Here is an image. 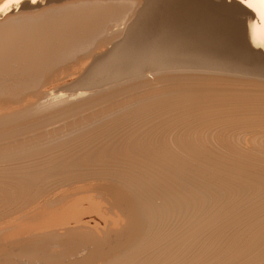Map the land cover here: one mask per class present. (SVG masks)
Segmentation results:
<instances>
[{
  "label": "bare ground",
  "instance_id": "obj_1",
  "mask_svg": "<svg viewBox=\"0 0 264 264\" xmlns=\"http://www.w3.org/2000/svg\"><path fill=\"white\" fill-rule=\"evenodd\" d=\"M49 1L51 3H48ZM240 1L245 11L251 17H256V20L254 22L251 19L249 20L248 31L242 29L241 26H236L234 28L238 35L235 31L234 34L230 35L232 31L228 28L229 33L228 29L221 26L220 23L211 21L208 18L209 15L206 16L205 10L193 9L182 0H59L55 3H52V0H0V19L3 20L4 18L2 23L0 20V104H2L0 105V140L31 131L46 122L50 123L54 119L65 120L61 127L51 128L54 131L48 134L47 132L50 130L44 131L46 134L40 138L38 137L39 139L37 138V144L39 141L45 140L44 145H36L37 148L33 147L34 149L26 150L23 154L16 153L18 154L16 155L14 153L13 156L12 149L26 148L29 143L28 141L22 142L25 141V138L21 139L20 137V139H17L19 141L16 144L7 143V146L3 145L0 150L3 152L11 149V155L0 157L8 160L9 163L10 160L29 158L47 151L51 155L59 153L56 157L62 155V152L69 155V158H66L67 160L61 161L53 157L58 163L53 162V159L51 161L54 164L50 165V168L46 166L47 169L43 168L44 170L16 172L19 173L17 175H20L21 178L18 177L17 185L14 184L15 186L6 193L7 196L10 194L15 198V191L23 190V193L19 194V196H22L26 190L34 189L29 188V184L37 182L41 185V182L50 177L81 174L78 178H88L96 182L93 183L96 185L89 186L90 189L86 186L83 187V190L84 188L89 190H87V194H91L90 197L88 196V201H91L88 210L91 209V211L100 215L102 213L108 215L105 226L98 228V224L95 226L94 222L96 219L94 221L83 220L82 207H78V204H74L76 206L75 211H72L73 204L68 203L71 201L61 203L67 195L72 193L74 195L75 192L72 191V193L65 196L66 193L62 190L64 195H60L59 192V196L54 191L57 197L50 200L55 196L50 197L47 191V195H45L46 198L50 197L49 201H47L48 199H42L44 202L39 201L41 204L45 203L43 206L50 209V211L43 212L41 208L38 213H32L31 211L32 214L30 215L23 210L26 213L20 214V217L17 218L20 219L17 222L18 224L16 225L14 222L15 226L10 228L9 233L12 234L13 232L15 237L20 233V237L15 240L17 244L13 242V252L16 255L18 254L24 259L27 258L25 260L29 261L28 264H34L39 259H43L44 264H64L65 257L62 259L59 256L62 253L65 256L66 251L65 253L60 252L58 257H56L57 254L51 255L55 258H51L47 254L51 251V247L59 245H53V243L56 244L58 241L61 243L63 238H66L69 242H75V245H79L81 248L82 246L83 248L88 247L92 248L93 251L91 253L87 250L88 248L86 249L89 257L83 255L87 257H83L84 261L81 258L74 262L77 258L74 256L75 254H72L76 259L72 263H70V260L68 262L70 264H264L261 262L264 260V220L258 221L255 219V216L258 215L257 212L264 209V200L255 202L256 199L253 197L256 194L254 196L249 195L246 191L247 187L253 189L254 186H260V183H258L260 180L258 182L251 180L253 177H262L260 176L262 170L259 173L256 170L254 171L253 168L264 164V152L261 151L264 150V83H261L264 81L258 82L264 79L243 76L245 73L261 74L264 72V35L262 34L261 37L258 34L263 33L259 29L264 30V0ZM45 2H47L46 5H44ZM20 9L22 11L19 12ZM257 25L262 26V28L257 29ZM257 31L259 32L257 33ZM120 37L121 39H119ZM235 43H238V47ZM248 62H250V65H248ZM145 73H148V75H152V73H162V75L171 73V75L168 74L167 77L158 76L160 77V80L157 79L158 82L150 83V79L147 80L148 75L146 76ZM197 73L206 75L200 76ZM211 73L219 75L214 77L211 76ZM144 75L147 77L145 78L147 81H144ZM230 76L240 80H234ZM129 78H132V80L143 79V81L135 84L131 83L127 86L123 85L132 82ZM126 79H129V81L124 82ZM153 79H155V76ZM121 80L124 83L115 85L116 82H121ZM70 83L72 84L69 86ZM65 85L69 87L60 89ZM107 85L110 86L104 88ZM57 88L59 90H56ZM136 89H145L148 95L147 99L140 102L139 105L132 102L136 107H133V104H130V107L129 104L126 105L124 102L119 104L120 98H126L130 90ZM66 90L76 92L80 90L88 92V94L80 93L64 96L66 93L63 94L61 91ZM140 92L143 91L138 93ZM70 97L73 98L69 99ZM118 97L119 99L114 100V102L109 101ZM55 99L58 100L55 101ZM83 99L86 100L85 104L80 103L83 102ZM75 100H80V102L77 101L80 105L75 104L76 106L73 107ZM69 103L72 107L65 108ZM134 110L141 115L148 114L146 121L148 124L143 125L144 128L153 125L157 120L167 122L169 119L176 117L182 118V120L186 119L187 122L190 121L188 125L192 123L191 126L193 127L189 128L186 131L187 133H181L182 135L179 138L174 136L177 140L181 139L177 141L179 145L174 143L175 148L181 151V154L186 155L187 158L198 155L193 152H199V150L203 152V149L212 140L217 139V143L218 140L221 141L220 143L224 142L223 139L226 136L228 141H233V143L231 142L233 146L231 148L229 146L228 149L224 145V150L231 151L232 156L236 153L234 160H245L246 158L251 162L236 160L237 162L233 163L211 166L209 164V168H214L217 171L211 174L207 173L210 170H206V172L195 168L189 170L185 167V164L175 163L176 161L175 164L171 163L173 166L166 167L167 164L159 162V159H173L174 153L171 155L164 151L153 154L148 158L150 147L148 145L152 144L148 143L147 145L144 138L137 140L138 146L136 147L144 153L135 154V151L129 146L135 142L136 137L132 134V130H128L131 121L135 119L133 117ZM46 113H49V115L40 117ZM82 113H88V115L86 114V117H84L81 116ZM149 113L152 114L150 118ZM79 114L81 117H79ZM76 116L79 118L77 119ZM141 117L143 118V116ZM67 118H71V120H68L70 122L67 121ZM112 120L115 121V125L112 124V127L108 125L109 127L102 128L100 132L98 130V132H94L96 128L99 129L100 126L107 125ZM122 124H124L126 130L122 128ZM13 126L17 127L16 129L19 131H8L9 127ZM74 126H77L76 129H73ZM185 126L184 128L187 127ZM152 127L151 129H153ZM6 128L8 129L6 130ZM216 129L220 131L218 136L212 134L213 130ZM145 130L147 129H144L143 132H146ZM153 130L157 131L156 129ZM92 132L94 133L92 134ZM148 133L150 132L148 131ZM35 136L37 137V135ZM82 138L84 139L76 142V140ZM34 139L35 137L31 141ZM168 141H170L169 135ZM121 142H126L124 148L127 152H125V155L127 154V159L128 156L131 158V160H128L129 162L132 161L131 163L128 162L129 168L122 170L125 165L121 166L122 168H115L114 163L109 166L111 168L106 167L108 166L105 164L106 162L118 160L116 150L119 145H122ZM234 151H239V153L237 154ZM125 155L122 157H125ZM92 157L93 159H91ZM137 159L143 160L139 162L141 164L133 163V161L137 162ZM150 159L152 161L148 163ZM144 161H147V163ZM156 161L159 164L156 167L159 168L160 164L163 166H161L163 168V172L161 170L162 175H160V172H158L159 175L154 172L157 169L154 166L157 163ZM188 163L186 164L189 165ZM5 164L9 165L10 163ZM2 165L1 167H3ZM138 165L142 170L137 168ZM153 166L155 167L154 170H152ZM197 167L199 168V165ZM172 169L177 174L176 172L171 173L173 172ZM138 170L144 174L142 175ZM2 176L4 175L2 174ZM200 176L207 179V183L205 180V184H202L206 190L204 191V188H201L204 193L198 190L199 187L191 189L187 187L188 184H185L186 179L201 184L203 178L201 179ZM42 177H44L43 180L40 179ZM97 179H100L103 183H97ZM93 181L88 182V185L92 184ZM109 182H115L116 185ZM153 182L156 184L153 185ZM20 184L25 186L22 187L21 185L19 187ZM86 184L87 182L81 186ZM44 185L42 186L44 187ZM73 188L75 189V187ZM1 189L3 188L1 187ZM53 189L55 190V188ZM67 189L64 190L66 192L71 190ZM76 189L81 188L76 187ZM44 192L42 191V194ZM29 194L31 193L29 192ZM154 195L156 199L159 198L157 202L160 200L162 203L159 202L160 204L157 203L156 205V202H153ZM10 196L7 198H10ZM42 198L45 199L43 196ZM252 198L253 200H250ZM0 201L2 200L0 199ZM244 202L246 203L243 205ZM38 204L39 202L37 206H32L33 211L41 205L38 206ZM19 205H21V202ZM58 207L59 209L51 211ZM14 209L12 207L11 210ZM26 209L29 208L26 206ZM97 220L101 221L102 219ZM72 221L76 222H74L75 225L71 223ZM245 221L249 223V225H246V229L250 226V233L249 238L244 239V242L249 243L245 246H243L244 242L241 243L242 245L238 244L243 246L241 247L242 250H238L241 252L238 254L237 248L236 254L238 255L235 253V255H229L225 254L226 251L225 253L222 252L221 248V252L213 255L217 252L213 253L217 242L234 243L243 239L242 234L240 235L242 237L237 234L238 236L236 235L237 237L233 241L231 238L229 241L228 237V240H226V236L229 233V228L234 227L235 229L236 225L239 226ZM90 223L94 226H90ZM241 226L244 225L241 224ZM16 228L18 229L15 230ZM3 230L5 233L4 228ZM234 233L232 231V234ZM0 235V238L4 239L5 236L2 231H0ZM231 237L233 238V236ZM112 242H117V245L115 243L113 246L121 248L119 254L112 255L113 249L111 253L109 251L110 255L104 253V247ZM64 243H61L63 248L67 247L65 245L67 243ZM1 245L5 247V244L1 243ZM21 245H25L24 247L27 246V248L19 247ZM75 245L71 248H76ZM235 245L233 246L236 248ZM17 246L19 247L18 250L15 249ZM158 247L160 248L158 249ZM226 249L228 252L230 251V249ZM0 250L2 251V249ZM10 251L12 252V250ZM53 251L54 249L51 252ZM67 251L70 252L69 249ZM8 252L7 254H11ZM78 253L76 251V256H78ZM16 255L15 257H17ZM4 257L6 258H0V264H14L11 260L12 256L5 255ZM18 262L15 264H19ZM41 263L43 264V261Z\"/></svg>",
  "mask_w": 264,
  "mask_h": 264
},
{
  "label": "rangeland",
  "instance_id": "obj_2",
  "mask_svg": "<svg viewBox=\"0 0 264 264\" xmlns=\"http://www.w3.org/2000/svg\"><path fill=\"white\" fill-rule=\"evenodd\" d=\"M57 1H59V0H52V3L54 2H57ZM37 3V2H36ZM35 3V4H36ZM46 3L47 2H45V4L44 5H46ZM48 3H51V1H49ZM37 5V4H36ZM187 5V4H186ZM188 6V5H187ZM190 6V5H189ZM191 8H195V7H192V6H190ZM197 9V8H196ZM20 11H22V9H20L19 10V12ZM10 13H12V12H10ZM206 16H208V14H206ZM208 18H210V20L212 21H214L215 23H220V25L221 26H224L225 28H229L232 32L230 33V31H229V29H228V31H229V33H230V35L231 34H234L236 31H235V28L234 27H230L228 24H227V22H224V21H221V20H219V19H216V18H214L213 19V17L212 16H208ZM1 20V23H2V21H4V18H3V20L2 19H0ZM209 20V21H210ZM227 26V27H226ZM257 27V29L258 28H262V26H260L259 27V25H257L256 26ZM234 29V30H233ZM235 31V32H234ZM259 31H262L263 33H258ZM259 31H257V33L258 34H260V36L262 37V34L264 35V30H261V29H259ZM236 34H237V32H236ZM238 35V34H237ZM264 37V36H263ZM119 39H121V37L119 38ZM236 44V43H235ZM237 45V47H238V43L236 44ZM240 46V45H239ZM241 47V46H240ZM242 48V47H241ZM239 49V48H238ZM248 65H250V62H248ZM159 74H161V75H159ZM164 74V73H163ZM169 75H171V73H168ZM168 74L167 73H165V75H162V73H152V75H148V73H145V75L148 77H146L145 75V77L143 78V79H145V78H147V80L148 79H150L149 81H150V83H156V82H158V80H160V77H158V76H161V77H167L168 76ZM213 73H211V76H218L219 74H213ZM234 74H236V75H239V76H241L240 74H238V73H234ZM248 74V75H247ZM254 74V75H253ZM197 75H200V76H202V75H206V74H203V73H197ZM208 75V74H207ZM210 75V74H209ZM259 75V76H258ZM261 75V76H260ZM151 76H152V78L155 76V79H153L152 80V78H151ZM221 76V75H220ZM244 77H249V76H253V77H249V78H255V79H258V78H256V77H259V79H264V72L263 73H245V75H243ZM136 77H138V76H136ZM136 77H133V78H136ZM158 77V78H157ZM230 77H232V76H230ZM263 77V78H262ZM234 78V80L236 79V80H240V79H238V78H235V77H232V79ZM130 79V78H129ZM129 79H126L124 82H126V81H129ZM143 79H137V80H132V78L130 79V80H132V82H128V83H126V84H123V85H130L131 83L132 84H135L136 82H140V81H143ZM158 79V80H157ZM124 80V79H123ZM146 79L144 80V81H147ZM156 80V81H155ZM242 80V79H241ZM247 80V79H246ZM249 80H251V79H249ZM256 81H258V80H256ZM255 81V82H256ZM261 81H264V80H259L258 82H261ZM122 80H121V82L119 81V82H116V84L115 85H117V84H120V83H124ZM134 82V83H133ZM167 82V81H166ZM261 83H264V82H261ZM72 83H70V84H68L69 86L71 85ZM114 84H112V85H114ZM68 85H65V86H62V87H60V89L61 88H67V86ZM51 86V85H50ZM68 86V87H69ZM110 86V85H109ZM108 85L107 86H104V88H107V87H109ZM56 90H59L58 88L56 89ZM145 89H136V90H130V92L127 94V97L126 98H123L122 97V99L120 98L119 99V97L118 98H115V99H110L109 101L110 102H114V100H117V99H119V104H121L122 102H124V104H126V105H128V106H130L131 107V105L134 103V104H136V105H139V103L140 102H142V101H144V100H146L147 99V93H146V90L144 91ZM135 91V92H134ZM139 91H143V92H140V93H138ZM61 92H63V94H65L64 96H70V95H75V94H80V93H83V94H85V93H87L88 94V92H85V91H78V92H76V91H73V90H66V91H61ZM72 92V93H71ZM75 92V93H74ZM137 92V93H136ZM67 94H69V95H67ZM133 94V95H132ZM134 94H136V95H134ZM126 95V94H125ZM129 95V96H128ZM139 95V96H138ZM145 95V96H144ZM141 96V97H140ZM142 96H144L143 98H142ZM130 97V98H129ZM73 98V97H72ZM71 97L69 98V99H72ZM140 98V99H139ZM126 99H128V100H126ZM58 99H55V101H57ZM5 101H6V99H5ZM4 101V102H5ZM77 101H79L80 102V100H77ZM76 100L74 101L75 103H74V105H73V107L74 106H76V105H80V103H86V100H84L83 99V102H77ZM82 101V100H81ZM135 101H136V103H135ZM138 101V102H137ZM126 102V103H125ZM133 102V103H132ZM84 103V104H85ZM7 104V103H6ZM70 104V105H69ZM69 104H67V106L65 107V108H70V107H72V105H71V103H69ZM73 104V103H72ZM76 104V105H75ZM118 104V105H119ZM131 104V105H130ZM132 105L133 107H136V105ZM0 105H2V104H0ZM69 105V106H68ZM103 105V104H102ZM102 105H99V106H102ZM119 107V106H118ZM91 111V110H90ZM87 112H89V111H87ZM87 115H88V113H86ZM85 113H82V115L81 116H84V117H86L85 115H86ZM135 116H134V115ZM132 115H133V117L136 119H133L134 121H131L132 123L130 124V127L132 128H128V130L129 131H131L132 132V134L134 135V137H136L135 138V142L134 143H132L129 147L133 150V151H135L134 153L135 154H139V153H144V151L142 152L141 150H139V149H137L136 147L138 146V144H137V140L138 139H140V138H144V142L148 145V143L149 144H152V145H148V146H152L151 148L149 147V151H148V153H149V155L147 156L148 158H150L153 154H159V153H161V152H166V153H168V154H171V155H173V153H174V155L172 156L173 157V159H165V158H163V159H159V162H161V163H165V164H167L166 165V167H169V166H173L172 164H175V163H179V164H185L186 166L185 167H187V169H189V170H191V169H197V170H199V171H202V172H206V170H210V171H207V173H216L217 171H216V169H214V168H209V164H210V166L211 165H218V164H226V163H233V162H237V161H243V162H251V161H249L248 159H246L245 158V160H243V159H236V160H234L235 159V156H236V153H235V155L234 156H232L231 155V151L229 152V150L227 151L226 149V152H225V150H224V148H225V146H227V148L229 149V146H230V148L233 146V144H231V142L233 143V141H228L227 140V137L225 136L224 137V139H223V141L225 142H222V143H220L221 141H219L218 140V143H220V144H222V145H220V144H218L217 143V139L216 140H212L211 141V143H208L209 144V146H208V144H207V146H206V148L205 149H203V152H202V150H199V152H193V153H196V157H197V159H196V157H191V158H187V156L186 155H183V153L181 154V151H179L178 149H176L175 148V144L174 143H177V141H179V140H181V139H179V140H177V138H179V137H181L180 135H182V134H184L189 128H191V127H193V126H191V124L192 123H190L189 125H188V123L190 122H187L186 121V119H183L182 120V118H178V117H176V118H171V119H169L167 122H164L163 120H162V122L160 121V120H157V122L155 123H153V125H151V126H153L152 128L153 129H156L157 131H155V130H153V129H151V126H147V128L145 127L144 128V126L146 125V124H148V123H146V121H147V117H148V114L146 113V114H138V112L136 113V110H134V113H133ZM150 114V116H149V118L151 117V113H149ZM47 115H49V113H46V114H43V116H40V117H46ZM139 115V116H138ZM80 116V114H79V117H81ZM137 116H138V118H137ZM141 116H143V118L141 117ZM146 116V117H145ZM77 117V119L79 118L78 116H76ZM145 117V118H144ZM64 119H66V118H64ZM178 119V120H177ZM68 120H71V118L69 119V118H67V121ZM142 121V122H140V121ZM60 121V122H59ZM72 121H74L73 119H72ZM113 121V120H112ZM109 122V123H107V125H103L102 127L100 126L99 127V129H95V131L94 132H96L97 130L100 132V130H102V128L104 129V128H106V127H112V124L113 125H115V121H113V122ZM145 121V122H144ZM177 121H179V122H177ZM184 121V122H183ZM29 122H30V120H29ZM29 122H27V123H29ZM33 122V121H32ZM64 122H65V120H56V119H54V120H51L50 121V123L49 122H46L45 124H43L42 126H38L36 129H33V130H31V131H26V132H24V133H19V134H17L15 137H11V138H7V139H4V140H0V144H2V145H0V149L2 148V146L4 145V146H7L8 144H16V142L17 141H19V140H17V139H20V137H21V139L23 138H25V141H22V142H26V141H28L29 143L27 144V146H29V148H27V146H26V148H16V149H12L13 151H12V154H13V156H14V153L16 154V153H18V154H23L24 153V151H29V150H31V149H34L33 147H36L37 148V146L38 145H44V143L43 142H45V140L44 141H39V143L37 144V140L40 138V137H42V135H44V134H46L45 132H47L48 130H50V131H48L47 132V134L48 133H51L52 131H54V130H52L53 129V127H56V126H58V127H61L62 125L61 124H64ZM68 122H70V121H68ZM140 122V123H139ZM191 122H193V121H191ZM49 123V124H48ZM52 123V124H51ZM122 123V122H121ZM124 123V122H123ZM137 123V124H136ZM170 123V124H169ZM184 123V124H183ZM54 124V125H53ZM73 124V123H72ZM133 124V125H132ZM156 124V125H155ZM163 124V125H162ZM165 124V125H164ZM166 124H168L167 126H166ZM172 124V125H171ZM174 124V125H173ZM179 124V125H178ZM109 125V126H108ZM144 125V126H143ZM162 125V126H161ZM187 127H186V126ZM134 126V127H133ZM157 126V127H156ZM177 126V127H176ZM179 126V127H178ZM181 126V127H180ZM184 126L186 127V128H184ZM190 126V127H189ZM49 127H50V129H49ZM58 127H56V128H58ZM75 127H77V126H74L73 127V129L75 128ZM78 127H79V125H78ZM150 127V128H149ZM159 127H161L160 129H159ZM164 127V128H163ZM175 127H176V129H175ZM12 128V129H11ZM17 127H9V129L8 128H6V130L8 129V131H12L13 130V132L14 131H19V130H17L16 129ZM52 128V129H51ZM122 128L124 129V130H126L125 129V126H124V124H122ZM140 128V129H139ZM171 128V129H170ZM181 128V129H180ZM44 129H47V130H44ZM76 129V128H75ZM123 129H121L122 131H124ZM134 129V130H133ZM144 129H147V130H145L146 132H143L144 131ZM185 129V130H184ZM141 130V131H140ZM152 130V131H151ZM165 130V131H164ZM171 130V131H170ZM179 130H181L180 132H179ZM217 130V129H216ZM216 130H213V135H216V136H218L220 133V131H219V129L216 131ZM41 131H42V133H41ZM45 131V132H44ZM97 131V132H98ZM148 131L150 132V133H148ZM175 131V132H174ZM216 131V132H215ZM94 132H92V134L94 133ZM154 132V133H153ZM156 132V133H155ZM163 132H164V134H163ZM171 132V133H170ZM176 132H178V133H176ZM37 133V134H36ZM39 133V134H38ZM135 133V134H134ZM140 134V135H138V134ZM148 133V134H147ZM152 133V134H151ZM167 133V134H166ZM170 133V134H169ZM182 133V134H181ZM187 133V132H186ZM215 133V134H214ZM218 133V134H217ZM156 134H157V138H156ZM173 134V135H172ZM30 135V136H29ZM31 135H33L34 137H35V139L33 140V141H31L34 137L33 136H31ZM35 135H37V137L35 136ZM143 135H145L144 137H143ZM153 135H154V138H153ZM163 135V136H162ZM168 135H169V140L170 141H168ZM27 136V137H26ZM137 136H138V138H137ZM160 136V137H159ZM161 136H162V139H161ZM174 136H176L175 138H174ZM29 137V138H28ZM32 137V138H31ZM39 137V138H38ZM167 137V138H166ZM171 137V138H170ZM38 138V139H37ZM49 138V137H48ZM85 138H86V136H85ZM27 139V140H26ZM57 139V138H56ZM84 138H82V139H78V140H76V142L77 141H80V140H83ZM161 141H160V140ZM167 139V140H166ZM194 139H195V137H194ZM226 139V140H225ZM53 140H55V139H53ZM150 140H152V141H150ZM158 140H159V142H158ZM172 140H174V141H172ZM196 140V139H195ZM127 141H129V139H127ZM126 141V142H127ZM162 141H163V143H162ZM214 141V142H213ZM11 142H13V143H11ZM31 142H32V144H31ZM36 142V143H35ZM76 142H73L74 144H77ZM125 142V143H126ZM167 142V143H166ZM170 142V143H169ZM228 142V143H227ZM3 143H5V144H3ZM8 143V144H7ZM34 143V144H33ZM124 142H121V144L122 145H119L118 146V151L116 150V155L118 154L119 156H124L125 155V152H127L126 151V149L124 148L125 147V143L123 144ZM155 143V144H154ZM179 143V142H178ZM177 143V144H178ZM229 143H230V145H229ZM31 144V145H30ZM46 144V143H45ZM135 144V145H134ZM145 144V145H146ZM210 144H212V145H210ZM215 144H217L216 146H215ZM228 144V145H227ZM34 145V146H33ZM37 145V146H36ZM141 145V144H140ZM160 145V147H158ZM168 147H167V146ZM179 145V144H178ZM225 145V146H224ZM157 146V147H156ZM166 146V147H165ZM171 146H173V147H171ZM215 146V147H214ZM134 147V148H133ZM154 147V148H153ZM208 147V148H207ZM210 147H212V148H210ZM217 147H218V149H217ZM220 147V148H219ZM160 148V149H159ZM162 148V149H161ZM170 148V149H169ZM262 149H263V147H261ZM58 149V148H57ZM62 150H63V148H61ZM61 149H59V150H61ZM135 149V150H134ZM151 149V150H150ZM176 149V150H175ZM209 149H210V151H209ZM222 149V150H221ZM21 150V151H20ZM22 150H23V152H22ZM156 150H158V151H156ZM218 150V151H217ZM259 150V149H258ZM10 151H11V149L8 151V150H5V151H1L0 150V156L1 157H3L4 155L5 156H9V155H11L10 154ZM17 151V152H16ZM156 151V152H155ZM172 151V152H171ZM206 151V152H205ZM208 151V152H207ZM262 152H264V150H261ZM4 152H6L5 154H3ZM7 152H8V154H7ZM49 151H47V152H45V153H42V154H39V155H37V156H33V157H29V158H22V159H15V160H10L9 161V163L11 164H9L8 163V160H4V159H1V157H0V161H2L3 162V165H2V162H0V164L3 166V167H1V165H0V171H1V169H2V171L4 172H2L1 171V176H0V192H1V194H0V199L2 200V201H0V211H2L1 213H0V215L2 216H0V218H1V220H0V222H1V224H0V231H2L3 232V234H4V236L5 237H8L7 235H11V236H9L10 237V239H9V237L6 239L5 237H3L4 239H6V240H4V239H1V241H0V249H2V251L0 250V258H6V257H4L5 255L7 256H12V262L15 264V263H17L19 260L21 261H19L18 263L19 264H28L29 263V261H26L27 260V258H23V257H20L18 254L16 255V253H14L13 252V250H14V243L13 242H15V240L17 239V238H19L20 237V233H19V235L18 234H16V235H18V236H16L15 237V235H13L14 233L12 232V234L11 233H9L10 232V228H12L11 226H15L14 225V222H15V224L17 225L18 223L17 222H19V220L17 219V218H19L20 217V214H25L26 212L27 213H29L30 215L33 213V212H35V213H38L39 211H41V210H43V212L44 211H46V210H48V211H50V209H48V208H46V207H44L43 206V204H45V203H43V204H41L40 203V201L42 202L43 200H47V201H49V198L51 197V196H55V197H52V198H50V200L51 199H53V198H56L57 196V194L60 192V195H64L63 194V191L66 193L65 194V196L67 195V194H70V193H72V191L73 192H75V193H77L78 194V192H82V194H78L77 196H76V194L74 193V195H67V196H69V197H67L66 196V199L64 200V201H62L61 203H65V202H68V201H71V202H68V203H72L73 204V208L71 209L72 211H75L74 210V208L76 207L74 204H78V207H82V211H83V213H82V211H81V215H82V218H83V220H86V219H88V221H94V219H96L94 222H95V226H96V224H98V228L100 227H104L105 226V223H106V220H107V216L108 215H103L104 213H102L101 215L99 214V213H97V212H93V211H91V209L90 210H88L89 209V204H90V202L91 201H88L89 200V198H88V196L90 197L91 196V194L89 195V194H87V190L88 189H90V187L91 186H93V185H96V184H93V183H96L95 181H93V180H89L88 178H78V176L80 177L81 176V174H78V175H76V176H72V175H65V177H64V175H62L63 177H61V176H55L56 177V179H55V177H53V178H48L47 180H45V181H43V182H41V185L40 184H38L37 182L36 183H34V184H29V188H34V189H29V190H26V192H24V195L22 194V196L20 195L19 196V194H21V193H23V190L22 191H15V198L13 197V196H10V194H8V196H7V192L10 190V189H12L13 188V186H15V185H17V183L16 182H18V177L20 176V175H17V174H19V173H16V172H22V171H36V170H44V169H47V168H50V165L52 166L54 163H52V161H53V159H54V161L53 162H56V163H58V161H61V160H67L66 158H69V155L68 154H64L65 152H62L61 154L62 155H58L59 157L60 156H64V157H60V159H59V157L57 156L56 157V155L57 154H59V153H56L55 155H51V154H49L48 153ZM50 152H51V150H50ZM123 152V153H122ZM171 152V153H170ZM176 152V153H175ZM215 154H214V153ZM218 152V153H217ZM222 152V153H221ZM234 152H237V151H234ZM48 153V154H47ZM67 153H69L68 151H67ZM178 153V154H177ZM204 153V154H203ZM208 153H209V156H208ZM226 153H229V154H226ZM239 153V151L237 152V154ZM18 154H16V155H18ZM44 154H45V156H44ZM47 154V155H46ZM178 155V157H177V155ZM218 154V155H217ZM233 154V153H232ZM15 155V156H16ZM68 157H67V156ZM117 155V156H118ZM200 155V156H199ZM222 155V156H221ZM116 156V158L118 159V160H112V161H114V162H106L105 164H107L108 166H106V167H109L110 165H112L113 163V165H114V167L115 168H122L121 166H123V165H125V166H123V168H122V170L123 169H127V168H129L128 167V164L129 163H131V162H129L128 160H131V158L128 156V159H127V154L125 155V157H117ZM180 156V157H179ZM198 156H199V158H198ZM207 156V157H206ZM211 156H213V157H211ZM37 157V158H36ZM46 157V158H45ZM50 157V158H49ZM53 157H55V158H53ZM183 157V158H182ZM216 157V158H215ZM220 157V158H219ZM64 158V159H63ZM124 158H126V159H124ZM184 158H187V159H184ZM200 158H202V159H200ZM223 158H227L226 160L225 159H223ZM232 158V159H231ZM33 159H36V160H33ZM45 159V160H44ZM49 159V160H48ZM91 159H93V157L91 158ZM121 159V160H120ZM123 159H124V162H123ZM177 159V160H176ZM181 159H183V160H181ZM190 159H191V161H190ZM199 159H200V161H199ZM204 159V160H203ZM212 159V160H211ZM17 160V161H16ZM31 160H33V161H31ZM52 160V161H51ZM138 161L137 162H134L133 161V163H139V162H142L143 160H140V159H137ZM169 160V161H168ZM173 160V161H172ZM215 160V161H214ZM218 160H219V162H218ZM221 160H223L222 162H221ZM11 161H12V163H13V165H12V163H11ZM25 161V162H24ZM29 161V162H28ZM37 163H36V162ZM51 161V162H50ZM120 161V162H119ZM126 161V162H125ZM152 160L150 159V160H148V163H150ZM170 162V163H168V162ZM176 161V162H175ZM183 161H184V163H183ZM194 161V162H193ZM197 161V162H196ZM198 161H199V163H198ZM210 161V162H209ZM14 162H15V164H14ZM18 162V163H17ZM35 162V163H34ZM41 162V163H40ZM118 164H117V163ZM122 162V163H121ZM129 162V163H128ZM145 163H147V161H144ZM157 163L156 164H154V166L156 167V165L158 164V161H156ZM175 162V163H174ZM181 162V163H180ZM189 162V163H188ZM191 162V163H190ZM207 164H206V163ZM216 162V164H214ZM218 162V163H217ZM5 163H7V164H9V165H6ZM17 163V164H16ZM27 163V164H26ZM51 163V164H50ZM110 163V164H109ZM125 163V164H124ZM172 163V164H171ZM186 163H188L189 165H191V166H189V165H187ZM194 163V164H193ZM29 164H31V165H29ZM33 164V165H32ZM42 164V165H41ZM127 164V165H126ZM139 164H141V163H139ZM18 165V166H17ZM26 165V166H25ZM28 165V166H27ZM37 165V166H36ZM196 165V166H195ZM197 165H199V168L197 167ZM264 165V164H263ZM263 165H261V166H254V171L256 170V172L258 171H260L261 172V170H262V172L260 173L261 175L260 176H262V177H253V179H251V180H254V181H259L258 183H260V186L259 185H257V186H254L253 187V189H252V187H247V189H249V190H247L246 189V191L249 193V195H255L253 198H255L256 200H255V202H257V201H261V200H264L263 198V196H264V166ZM25 166V167H24ZM32 168H31V167ZM46 166H47V168H46ZM49 166V167H48ZM93 166H95V165H93ZM152 167V170H154V168L155 167ZM158 166H159V164H158ZM162 165L160 164V167L158 168V167H156L157 169H155L154 170V172H155V174H158L159 175V173L158 172H160V175H162V173H161V170L163 169L162 167H161ZM6 167V168H5ZM9 167V168H8ZM16 168V170H15V168ZM28 167V168H27ZM207 169H206V168ZM263 167V168H262ZM10 169L9 171H8V169ZM30 168V169H29ZM41 168V169H40ZM44 168V169H43ZM109 168H111V167H109ZM137 168L138 169H140V170H142L141 168H140V166L138 165L137 166ZM203 168H204V170H203ZM256 168V169H255ZM14 171H13V170ZM80 169H82V168H80ZM213 169V170H212ZM259 169V170H258ZM157 170V171H156ZM158 170H160V171H158ZM173 170V172H171V173H175L176 171H174V169H172ZM171 170V171H172ZM8 171V172H7ZM6 172V173H5ZM84 172V171H83ZM115 172V171H114ZM121 172V171H120ZM124 172V171H123ZM138 172L139 173H141L139 170H138ZM162 172H163V170H162ZM138 173V174H139ZM2 174L4 175V176H2ZM142 175L144 174L143 172L141 173ZM141 174H139L140 176H141ZM176 174H177V172H176ZM8 175V176H7ZM71 176H72V178H71ZM49 177V176H48ZM62 178V179H60V178ZM67 177V178H66ZM68 177H70V178H68ZM74 177V178H73ZM201 177V179H202V181H201V184L200 183H195L194 181H192V180H190L189 181V179H186L185 180V184L187 185V187L189 188H191V189H197L198 187H199V191L200 192H202V190L203 189H201L202 187L204 188V191L206 190L205 189V187L204 186H202V184L204 185L205 184V182L207 183V179L205 178V177H202V176H200ZM14 178V179H13ZM19 178H21V177H19ZM66 178V179H65ZM258 178V179H257ZM3 179V180H2ZM35 179V178H34ZM39 179V178H38ZM40 179H44V177H42V178H40ZM39 179V180H40ZM57 179H58V181H57ZM64 179H65V181H64ZM68 179V180H67ZM70 179V180H69ZM82 179H83V181L84 180H86V181H82ZM6 180H8V181H6ZM54 180V181H53ZM76 180V181H75ZM78 180H80V181H78ZM96 180V179H95ZM206 180V181H205ZM15 181V182H14ZM57 183H56V182ZM60 181H62V182H60ZM91 181H93L92 182V184L90 183L89 185H88V182H91ZM97 183H103V181L101 182L100 181V179H97ZM187 181V182H186ZM205 181V182H204ZM11 182V183H10ZM64 182H65V184H64ZM74 182H79V183H74ZM83 182V183H82ZM87 182V184L86 185H84V186H81L82 184H84V183H86ZM188 182H191V183H188ZM204 182V183H203ZM3 183V184H2ZM10 185H9V184ZM16 183V184H15ZM52 183V184H51ZM53 183H55V184H53ZM60 183H61V185H60ZM82 183V184H81ZM110 183V182H109ZM109 183H108V185H109ZM114 184V185H116V183L115 182H111L110 184ZM15 184V185H14ZM45 184V185H44ZM51 184V185H50ZM68 184H71V185H68ZM74 184V185H73ZM76 184V185H75ZM78 184V185H77ZM81 184V185H80ZM104 184H105V181H104ZM107 184V183H106ZM156 183H154L153 182V185H155ZM196 186V187H193L194 185ZM263 184V185H262ZM21 185L22 184H20L19 185V187H21ZM35 185V186H34ZM37 185V186H36ZM42 185H44V187L42 186ZM50 185V186H49ZM60 185V186H59ZM64 185H66V186H64V188H63V186ZM81 187H80V186ZM91 185V186H90ZM119 185V184H118ZM8 186V187H7ZM23 186H25V185H22V187ZM49 186V187H48ZM53 186H55V187H53ZM69 186V187H68ZM86 186V188L88 187V189H86V188H84V190H83V187H85ZM90 186V187H89ZM1 187L4 189V191H3V189H1ZM5 187V188H4ZM50 187H52V188H50ZM62 187V188H61ZM73 187H75V189L73 188ZM76 187L77 188H81V189H76ZM8 190H7V189ZM41 188V189H40ZM45 188H47L46 190H45ZM49 188V189H48ZM53 188H55V190L53 189ZM67 189V188H69V189H67V190H70V191H65L64 189ZM75 190H73V189ZM43 189V190H42ZM59 189H61V190H59ZM5 190H6V192H5ZM63 190V191H62ZM78 190V191H77ZM81 190H83V191H81ZM251 190V191H250ZM254 192H253V191ZM258 190H260V191H258ZM3 191V192H2ZM35 192V193H33V192ZM38 191V192H37ZM42 191L44 192V194H42ZM49 192V193H47L48 195L50 194V197L48 196L47 198H46V192ZM54 191L57 193H54ZM77 191V192H76ZM85 191V192H84ZM89 191V190H88ZM204 191L202 192V193H204ZM5 192V193H4ZM29 192L31 193V194H29ZM84 192V193H83ZM247 192H245V193H247ZM250 192H253V193H250ZM259 192H260V196H259ZM18 193V194H17ZM33 193V194H32ZM53 193H54V195H53ZM62 193V194H61ZM263 193V194H262ZM28 194V195H27ZM35 194H36V197H35ZM46 194V195H45ZM83 194H85V195H83ZM262 194V195H261ZM6 195V196H5ZM45 195V196H44ZM59 195V194H58ZM59 195V196H60ZM3 196V197H2ZM10 196V198H7V197H9ZM29 196H30V198H29ZM34 196V197H33ZM37 196H40V197H37ZM42 196L43 197H45V199L44 198H42ZM71 196H73V197H71ZM83 196V197H82ZM86 198H85V197ZM259 196V197H258ZM77 197V198H76ZM154 197L155 198H153V202H156V205H157V203H162L160 200L157 202V200L159 199V198H157L156 199V196L154 195ZM262 197V198H261ZM3 198V199H2ZM4 198H6L5 200H4ZM27 198V199H26ZM32 198H34V199H32ZM41 198V199H40ZM69 200H68V199ZM72 200H71V199ZM253 198L252 199H250V200H253ZM8 199V200H7ZM24 199V200H23ZM29 199V200H28ZM43 199V200H42ZM75 199V200H74ZM78 199H79V201H78ZM156 199V200H155ZM12 200V201H11ZM27 200H28V202H27ZM33 200V201H32ZM37 202H36V201ZM40 200V201H39ZM74 200V201H73ZM12 203H11V202ZM21 202V205H19V203ZM81 201V202H80ZM87 201V202H86ZM99 201V200H98ZM249 201V200H248ZM3 202V203H2ZM17 202V203H16ZM24 202V203H23ZM33 202V203H32ZM39 202V204H38V206L40 207H38V209H36V210H34L33 211V205L34 206H37V203ZM44 202V201H43ZM247 202V201H246ZM246 202H244L243 203V205L246 203ZM5 203V204H4ZM11 203V204H10ZM15 203H16V207L17 206H19L20 207V209H19V207H15ZM23 203V204H22ZM81 203V204H80ZM86 203V204H85ZM159 203V204H160ZM2 204V205H1ZM9 204V205H8ZM62 204V205H63ZM71 204V205H72ZM87 204H88V206H87ZM8 205V206H7ZM12 205V206H11ZM22 205H24V206H22ZM61 205V206H62ZM83 205V206H82ZM86 205V206H85ZM207 205H209V203H207ZM210 205H211V203H210ZM26 206H27V208H29V209H26ZM29 206V207H28ZM212 206V205H211ZM5 207V208H4ZM10 207V208H9ZM12 207H14L15 209L12 211L11 209H12ZM32 207V208H31ZM72 207V206H71ZM77 207V208H78ZM208 207V206H207ZM246 207H248V206H246ZM2 208V209H1ZM8 208H9V210H8ZM24 208V209H23ZM30 208H31V210H30ZM42 208V209H41ZM43 208H45V209H43ZM86 209V210H83V209ZM4 209V210H3ZM18 209H19V212H18ZM34 209H35V207H34ZM41 209V210H40ZM57 209H59V207L58 208H54V209H52L51 211H54V210H57ZM79 209H81V208H79ZM7 210H8V212H7ZM11 210V211H10ZM21 210V211H20ZM26 211V212H24V211ZM32 211V213H30ZM48 211H46V212H48ZM15 214H14V213ZM17 212V213H16ZM22 212V213H21ZM24 212V213H23ZM264 209L263 210H259L258 212H257V214L258 215H256L255 216V219H257L258 221H260L261 219L262 220H264ZM11 213V214H10ZM96 213V214H95ZM6 214H7V216H6ZM10 214V215H9ZM85 214V215H84ZM260 214H262L261 216H260ZM13 215V216H12ZM17 215V216H16ZM90 215V216H89ZM96 215V216H95ZM85 216V217H84ZM98 216V217H97ZM13 217V218H12ZM103 217V218H102ZM261 217V218H260ZM3 218H5L4 220H3ZM14 218H15V220H14ZM93 220H92V219ZM102 219L101 221L99 220H97V219ZM111 218V217H110ZM8 219V220H7ZM13 219V220H12ZM90 219V220H89ZM10 220V221H9ZM2 221H3V223H2ZM87 221V220H86ZM103 221V222H102ZM256 221V220H255ZM255 221H254V223H255ZM9 224H8V223ZM75 221H72L71 223L73 224V225H75V223H74ZM94 222H92L93 224H94ZM97 222V223H96ZM99 222V223H98ZM264 222V221H263ZM92 223H90L89 225L91 226H94ZM103 224V225H100V224ZM262 223V222H261ZM6 226H5V225ZM12 224V225H11ZM72 224H70L71 226H72ZM241 224L242 225H244L245 226V228H244V226H241ZM239 226L238 225H236V228L237 227H239L238 229H234V227L233 228H229V230H228V232L230 233V231H231V233L229 234V233H227V236H226V240H228L229 239V241H230V238H231V240L233 241L234 240V238L235 237H237L238 235L240 236L241 234L243 235V241L242 240H240V242H238V241H235L234 243L233 242H217V246L215 245V250L213 251V253H215L216 251V253L215 254H213V255H216L217 253H219V252H224L225 253V251H226V253L225 254H231V255H235L236 254V249H237V252H238V254H239V252H241V251H238V250H242V248L241 247H243V246H245L246 244H248L247 242L245 243L244 241L246 240V239H248L249 238V228H250V226L248 227V229H246L247 228V226L246 225H249V223L248 222H243V223H241ZM252 226V225H251ZM2 228V229H1ZM3 228L5 229V233H4V230H3ZM243 228V229H242ZM18 228H16L15 230H17ZM245 229V230H244ZM234 230H236V231H234ZM232 231L233 232H235L234 234H232ZM242 231V232H241ZM248 231V232H247ZM238 232V233H237ZM247 232V233H246ZM8 233V234H7ZM238 234V235H237ZM12 235H13V238H12ZM229 235V236H228ZM237 235V236H236ZM245 235V236H244ZM1 236V235H0ZM231 236H233V238L231 237ZM248 236V237H247ZM15 237V238H14ZM227 237H228V239H227ZM240 237H242V236H240ZM246 237V238H245ZM9 239V240H8ZM11 239H13V240H11ZM245 239V240H244ZM8 240V241H7ZM63 240H65V241H63ZM63 240L61 241V243L63 242H65V243H67V244H65V245H67V247L65 246L64 248H67L66 250L63 248V246H62V244L60 243V241H58V243H56V244H54L53 243V245H57V244H59L57 247H51V251L54 249V251L53 252H49V254H47L48 256L50 255V257L51 258H55V257H53V256H51V255H54V254H57V256L56 257H58V255H60V252L62 253V252H64L65 253V251H66V254L68 253L69 255H66L65 254V256L64 255H60L59 257H61L62 259L64 258V264H70V263H72L73 262V260L74 259H76V260H74V262L75 261H77L78 259H81L82 258V261H84L85 259L84 258H87V257H84V256H88L89 257V255L87 254V252L88 251H92V248L90 249V248H88V247H86V248H83V246H82V248L81 247H79V245L77 246V245H75V242H69V240L68 239H66V238H63ZM66 240H67V242H66ZM12 241V242H11ZM9 242V243H8ZM237 242V243H236ZM242 242H244V244H243V246H240V245H238V244H241ZM1 243L6 247V246H8V247H3L2 245H1ZM7 243V244H6ZM16 243V242H15ZM71 243V245H69ZM115 243H116V245H117V242H112L110 245H107V246H105L107 249H108V251H107V249L104 247V253L106 254H108L109 253V251H110V253H111V251H112V249L115 251V250H117L118 248H119V246H113V245H115ZM119 243V242H118ZM227 243H228V245H229V247H228V245H227ZM235 243H236V245H235ZM17 244V243H16ZM60 244H61V247H60ZM63 244V245H64ZM222 244H223V246H222ZM225 244H226V246H225ZM9 245H10V247H9ZM13 245V246H12ZM52 245V246H53ZM74 245H75V247L77 248H71V247H74ZM83 245V244H82ZM119 245V244H118ZM165 245V244H164ZM233 245H235V246H237L236 248L233 246ZM242 245V244H241ZM25 246V245H24ZM23 245H21V246H19V247H24ZM108 246H113V247H108ZM220 246H222V247H220ZM18 246L17 247H15V249H17L18 250V248H19ZM58 247H60V248H58ZM79 247V248H78ZM85 247V246H84ZM114 247H116V248H114ZM121 247V246H120ZM125 247V246H124ZM231 247H233V248H235L234 250H233V248L231 249ZM24 248H27V246L26 247H24ZM88 248V249H87ZM160 247H158V249H159ZM218 248V249H217ZM222 248V249H221ZM224 248V249H223ZM226 248H228V249H230V251L228 252V250L226 249ZM3 249H5V250H3ZM8 249V250H7ZM21 249V248H20ZM70 250V252H68L67 250ZM73 249V250H72ZM81 249V250H80ZM88 251H87V250ZM109 249H111V250H109ZM122 249H124V248H122ZM220 249H221V251H220ZM226 249V250H225ZM10 250H12V252L10 251ZM24 250V249H23ZM22 250V251H23ZM50 250V249H49ZM72 250V251H71ZM80 250V251H79ZM231 250H232V252H233V254H232V252H231ZM4 251H5V253H4ZM8 251H10V252H8ZM59 251V253H57ZM75 253H74V252ZM76 251H78L79 253H78V256H76L77 254H76ZM107 251V252H106ZM114 251H113V253H111L112 255L113 254H115L116 255V253L117 254H119L120 253V251H121V248H119L115 253H114ZM7 252L8 253H11V254H7ZM55 252V253H54ZM72 252V253H71ZM89 252V254H91ZM119 252V253H118ZM231 252V253H230ZM2 253V254H1ZM12 253H14V254H12ZM71 253V254H70ZM104 253H102V254H104ZM110 253H109V255H110ZM235 253V254H234ZM76 257H74L73 255ZM86 254V255H85ZM238 254H236V255H238ZM14 255V256H13ZM15 255L17 256V257H15ZM82 255V256H81ZM84 255V256H83ZM19 256V257H18ZM67 256V257H66ZM81 256V257H80ZM92 256V255H91ZM14 257V258H13ZM69 257H70V259H69ZM73 257V259H71ZM84 257V258H83ZM230 257V256H229ZM23 258V259H22ZM67 258V259H66ZM94 258H95V256H94ZM23 261H22V260ZM69 259V260H68ZM84 259V260H83ZM96 259V258H95ZM39 260H40V262H39ZM39 260H37L34 264H42L41 262L43 261V264H44V260L43 259H39ZM67 260V261H66ZM70 260H71V262H70ZM25 261V262H24ZM46 261V260H45ZM66 261V262H65ZM82 261H79V262H82ZM97 261H99V260H97ZM96 261V263H98ZM264 260H262L261 262L262 263H264L263 262ZM68 262H70V263H68ZM2 264V263H1ZM261 264V263H260Z\"/></svg>",
  "mask_w": 264,
  "mask_h": 264
},
{
  "label": "water",
  "instance_id": "obj_3",
  "mask_svg": "<svg viewBox=\"0 0 264 264\" xmlns=\"http://www.w3.org/2000/svg\"><path fill=\"white\" fill-rule=\"evenodd\" d=\"M185 4L197 9L205 10L206 14L221 21L227 22L232 27L241 26L248 31V23L256 17H251L241 4L240 0H182Z\"/></svg>",
  "mask_w": 264,
  "mask_h": 264
}]
</instances>
